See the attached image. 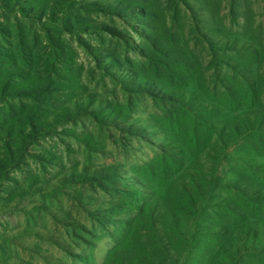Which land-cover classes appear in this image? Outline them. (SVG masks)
I'll list each match as a JSON object with an SVG mask.
<instances>
[{"label": "rangeland", "instance_id": "obj_1", "mask_svg": "<svg viewBox=\"0 0 264 264\" xmlns=\"http://www.w3.org/2000/svg\"><path fill=\"white\" fill-rule=\"evenodd\" d=\"M5 82L25 94L0 103V264H104L128 220L109 204L161 202L189 175L210 183L181 219L180 264H211L218 205L244 208L234 188L264 193V107L230 111L227 93L246 101L249 87L264 105V0H0ZM245 118L247 141L223 149ZM112 166L121 178H101ZM261 211L259 237L238 240L225 264H264Z\"/></svg>", "mask_w": 264, "mask_h": 264}, {"label": "trees", "instance_id": "obj_2", "mask_svg": "<svg viewBox=\"0 0 264 264\" xmlns=\"http://www.w3.org/2000/svg\"><path fill=\"white\" fill-rule=\"evenodd\" d=\"M103 28H106L111 34L120 36V33L115 29L104 26ZM6 73L9 74L8 72ZM7 84L5 82L0 87V103L7 96L21 98V95L25 94L23 91L16 92L15 90L17 88L8 87ZM223 87L225 86L223 85ZM236 89L240 90L241 88L236 87ZM134 90L146 92L149 96L158 97L156 91L148 89L147 87L141 88L137 86ZM244 91L246 93V101L238 98V91L234 93L233 87L227 88L228 95L233 97L232 99L230 98V104L234 106L229 107L230 111L239 110L243 106L255 110L263 109L264 105L262 101L258 100L257 103L255 101L254 90L247 87ZM257 99L260 98L257 97ZM89 112H92V114L96 113L94 111ZM35 113L34 107L28 106L25 113L26 121L24 123L28 127L27 130H29L26 134L28 138L34 137L36 132V121H38L39 117ZM111 114L106 113L103 115L106 122L114 120L115 117L112 118ZM257 118H260V116H257ZM251 123L254 122H250L247 118L230 122L229 129L221 142L223 149L230 147L242 139L246 142V136L249 133ZM132 128L130 127L129 132H137L136 129ZM7 135L3 138L4 148L11 153L13 140L11 139L10 141ZM247 150H253V147ZM108 169L105 172L100 170L99 174L101 178L105 180L121 178L122 174L118 166H112ZM109 182L114 183L115 181ZM209 183L204 175L200 177L189 175V180L186 184L180 186L179 189L167 192L161 197V202L149 201L132 208L123 201L110 203L105 211L127 213L128 220L124 222V228L126 230L125 237L110 250L104 264H180L183 256L180 246H183L184 243L187 244L188 239L180 231L181 219L185 215L198 213L200 203L206 199V187ZM134 185L142 184L140 181H135ZM249 186L253 185L248 183L246 188ZM223 188L233 189L229 185ZM233 190L238 192V202H244L245 206L244 208L236 206L231 201H224L218 205L219 209L223 210V214L227 215L225 216L226 219L224 218V224L220 228V236H222L220 247L212 255L211 264H225L224 259L231 257V250L238 240L257 239L259 237V230L251 220H255L254 222L263 220L261 209L264 208V193L259 189H257L254 195H250L248 191L241 192L236 188ZM256 211L258 214L253 215ZM213 214L216 215L217 213L214 211Z\"/></svg>", "mask_w": 264, "mask_h": 264}]
</instances>
